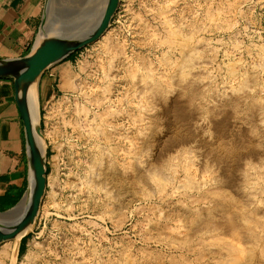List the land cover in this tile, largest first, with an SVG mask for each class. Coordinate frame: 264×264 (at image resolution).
<instances>
[{
    "label": "rangeland",
    "instance_id": "374dc122",
    "mask_svg": "<svg viewBox=\"0 0 264 264\" xmlns=\"http://www.w3.org/2000/svg\"><path fill=\"white\" fill-rule=\"evenodd\" d=\"M104 35L40 103L47 188L0 264H264V0H119Z\"/></svg>",
    "mask_w": 264,
    "mask_h": 264
},
{
    "label": "water",
    "instance_id": "95a60500",
    "mask_svg": "<svg viewBox=\"0 0 264 264\" xmlns=\"http://www.w3.org/2000/svg\"><path fill=\"white\" fill-rule=\"evenodd\" d=\"M52 0H44L38 38L31 50L18 58L0 59V78L13 80L15 99L24 126L26 153L30 168L27 193L14 207L0 212V244L25 236L39 214L47 188L45 142L40 123L38 82L52 65L98 41L111 25L119 0H106L97 14L77 13L65 21L50 18ZM79 19L77 21V16ZM78 22V24H77ZM77 25L83 30L77 32ZM35 84L38 117L34 119L29 100L30 87Z\"/></svg>",
    "mask_w": 264,
    "mask_h": 264
},
{
    "label": "crops",
    "instance_id": "0c3cea01",
    "mask_svg": "<svg viewBox=\"0 0 264 264\" xmlns=\"http://www.w3.org/2000/svg\"><path fill=\"white\" fill-rule=\"evenodd\" d=\"M44 0H0V59L26 55L39 32ZM75 52L76 54L79 52ZM73 57L49 67L38 82L41 105L55 97L59 83L72 73ZM30 181L24 126L12 79L0 78V212L25 196Z\"/></svg>",
    "mask_w": 264,
    "mask_h": 264
},
{
    "label": "bare ground",
    "instance_id": "6f19581e",
    "mask_svg": "<svg viewBox=\"0 0 264 264\" xmlns=\"http://www.w3.org/2000/svg\"><path fill=\"white\" fill-rule=\"evenodd\" d=\"M53 2V1H52ZM55 2V1H54ZM59 2V1H58ZM61 2H62V0H61ZM60 2V3H61ZM105 3H106V0H104V2L102 3V5H101V11L104 9V6H105ZM62 5H64V3L62 4ZM66 5V4H65ZM80 4L77 2V6H79ZM99 7V6H98ZM100 9V8H99ZM84 14V13H83ZM56 15V14H55ZM78 19H79V15L77 16V21H78ZM55 23V22H54ZM77 24H78V22H77ZM83 27H81L80 25H77V32L78 31H80V30H83L82 29ZM105 36V35H104ZM103 36V37H104ZM37 38H38V35H37ZM107 41V40H106ZM110 41V40H109ZM188 41V40H187ZM186 41V42H187ZM106 45V44H105ZM105 45H104V47H105ZM182 45H184L183 43H182ZM186 45V44H185ZM186 47H188V45L186 46ZM107 49V48H106ZM109 49V48H108ZM181 49H182V47H181ZM187 49V48H186ZM188 50V49H187ZM186 54V53H185ZM184 54V55H185ZM182 57V56H181ZM186 57L185 56H183V59H185ZM191 58V57H190ZM192 59V58H191ZM186 60V59H185ZM182 61V60H181ZM180 62V61H179ZM181 63V62H180ZM176 65V64H175ZM190 68V67H189ZM179 70V69H178ZM182 71V70H181ZM191 71V70H190ZM189 71V72H190ZM183 72V71H182ZM192 72V71H191ZM184 75V74H183ZM179 76V75H178ZM144 77V76H143ZM179 77H181L182 78V76H181V74H180V76ZM185 76H183V78H184ZM189 78V77H188ZM185 79H186V77H185ZM185 79H183L184 80V82H185ZM189 79H191V78H189ZM188 79V80H189ZM181 80V79H180ZM192 81V80H191ZM153 82V81H152ZM151 81H150V84H148L149 86H150V88H151V92H153V93H157V92H161V88H163V86L161 87V84H159V83H156V82H153V84H151L152 83ZM158 82V81H157ZM180 82H182V81H180ZM147 83H148V81H147ZM147 83H145V84H147ZM193 83V82H192ZM182 85V84H181ZM184 85V84H183ZM192 87V86H191ZM195 87V86H194ZM182 88H184V86H182ZM164 90V89H163ZM184 90H185V88H184ZM195 90H196V88H195ZM195 90H193V89H189L187 92H189V94L191 95L190 97H193V99H195L197 96L199 97V94H197V90L195 91ZM152 94V93H151ZM159 94V93H158ZM162 94H164V93H162L161 92V95ZM166 95V94H165ZM106 96H107V94H106ZM150 96V95H149ZM154 96V95H153ZM152 96V97H153ZM164 97H166V96H164ZM155 98H156V96H155ZM158 98H159V95H158ZM29 100H30V104H31V110H32V114H33V117H34V119H37V117H38V102H37V94H36V88H35V84H33L31 87H30V91H29ZM99 100V99H98ZM234 102V101H233ZM139 108V107H138ZM82 109V108H81ZM84 110V109H83ZM87 110V109H86ZM73 111V110H72ZM79 112V111H78ZM84 112H86V111H84ZM85 115V114H84ZM88 126V125H87ZM76 127V126H75ZM83 127V126H82ZM76 129V128H75ZM90 129V128H89ZM92 129V128H91ZM91 129H90V131H91ZM93 129H94V127H93ZM98 130V129H97ZM92 132V131H91ZM88 141V140H87ZM40 146H41V148L43 149V147H44V141L42 140V139H40ZM100 162V161H99ZM99 165V164H98ZM101 166H102V164H101ZM104 167V166H103ZM102 167V168H103ZM106 167H108V166H106ZM105 167V168H106ZM98 169H100V165H99V168ZM97 170V169H96ZM104 170V169H103ZM102 170V171H103ZM108 170V169H107ZM111 171V170H110ZM103 173L105 174V171L104 172H101V174L103 175ZM99 174V173H98ZM107 176V175H106ZM101 177V176H100ZM109 177H110V175H109ZM187 178V177H186ZM190 178V177H189ZM189 178H188V180H189ZM107 179H109V178H107ZM190 180H191V178H190ZM108 181V180H107ZM112 181V180H111ZM115 181V180H114ZM192 181V180H191ZM190 181V182H191ZM113 182V181H112ZM189 182V183H190ZM194 182V181H193ZM113 184V183H112ZM116 186V185H115ZM118 189V188H117ZM200 190V189H199ZM209 194V193H208ZM229 200V199H228ZM232 218V217H231ZM233 219H235V218H233ZM230 220V219H229ZM228 220V221H229ZM209 220H207L205 223H207ZM234 221V220H233ZM236 221V220H235ZM196 222V221H195ZM231 222H232V220H231ZM203 223H204V221H203ZM226 223V222H225ZM202 224V223H201ZM209 224H210V221H209ZM235 224V223H234ZM203 225H205V224H203ZM208 225V224H207ZM230 225V224H229ZM228 225V226H229ZM200 226V225H199ZM194 227V226H193ZM201 228V227H200ZM229 228H231V226L229 227ZM237 228V227H236ZM247 228V227H246ZM203 230H205V229H203ZM237 230V229H236ZM235 230V231H236ZM248 230V229H247ZM239 231V230H238ZM245 231V230H244ZM237 233V232H236ZM245 233V232H244ZM249 233V232H248ZM239 234V233H238ZM246 234V233H245ZM250 234V233H249ZM237 235V234H236ZM240 236V235H239ZM243 236H245V235H243ZM247 236V235H246ZM250 237V236H249ZM15 240H19V236L15 239ZM227 247V246H226ZM236 247V246H235ZM229 248V247H228ZM222 250H224V249H222ZM233 250V249H232ZM239 250V249H238ZM241 253V252H240ZM249 254V253H248ZM252 254V253H251ZM239 255V254H238ZM242 255V254H241ZM245 255V254H244ZM250 255V254H249ZM248 256V255H247ZM234 257V256H233ZM240 257V256H239ZM238 258V257H237ZM259 258V257H258ZM253 259V258H252ZM262 259V258H261ZM260 259V260H261ZM234 260H236V259H234ZM238 260H239V258H238ZM259 260V259H258ZM233 261H231V263H232ZM249 262H251V261H249ZM259 262V261H258ZM261 262V261H260ZM230 263V262H229ZM234 264H236V263H234Z\"/></svg>",
    "mask_w": 264,
    "mask_h": 264
},
{
    "label": "trees",
    "instance_id": "16d2710c",
    "mask_svg": "<svg viewBox=\"0 0 264 264\" xmlns=\"http://www.w3.org/2000/svg\"><path fill=\"white\" fill-rule=\"evenodd\" d=\"M73 54H74V53H73ZM73 54H72V55H73ZM72 55H71V56H72ZM71 56H70V57H71Z\"/></svg>",
    "mask_w": 264,
    "mask_h": 264
}]
</instances>
